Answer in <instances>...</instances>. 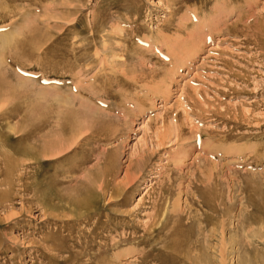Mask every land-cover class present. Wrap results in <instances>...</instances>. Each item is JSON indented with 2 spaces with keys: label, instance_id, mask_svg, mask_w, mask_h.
<instances>
[{
  "label": "rangeland",
  "instance_id": "rangeland-1",
  "mask_svg": "<svg viewBox=\"0 0 264 264\" xmlns=\"http://www.w3.org/2000/svg\"><path fill=\"white\" fill-rule=\"evenodd\" d=\"M263 12L0 0V264H264Z\"/></svg>",
  "mask_w": 264,
  "mask_h": 264
},
{
  "label": "bare ground",
  "instance_id": "bare-ground-1",
  "mask_svg": "<svg viewBox=\"0 0 264 264\" xmlns=\"http://www.w3.org/2000/svg\"><path fill=\"white\" fill-rule=\"evenodd\" d=\"M252 21V20H251ZM254 21H255V19H254ZM259 25H260V23H263V26H264V12L263 13H261L260 15H258V17H257V21H256ZM255 22V23H256ZM257 25V24H256ZM255 25V26H256ZM258 25V26H259ZM262 25V24H261ZM254 26V27H255ZM260 27V26H259ZM235 28V27H234ZM247 29H248V27H246ZM252 29V28H251ZM255 29V28H254ZM254 29H252V30H254ZM262 29V28H261ZM264 29V28H263ZM248 31V30H247ZM246 31V32H247ZM253 32V31H252ZM261 33V32H260ZM260 33H258L259 35H263V32L260 34ZM245 34V33H244ZM252 34V33H251ZM254 38H255V36H253ZM256 37H257V35H256ZM259 37H261V36H259ZM248 38H249V36H248ZM263 38V37H262ZM250 40H251V38H250ZM260 41V40H259ZM200 42V41H199ZM249 42V41H248ZM261 42V41H260ZM259 42V43H260ZM262 43V42H261ZM194 46V45H193ZM203 46V45H202ZM264 46V45H263ZM59 48V47H58ZM261 48H262V46H261ZM260 48V49H261ZM264 49V47L262 48V51H264L263 50ZM211 50V49H210ZM45 54V53H44ZM3 61V60H2ZM21 61H19V59H16V57L14 58V60H13V63L16 65V63H19L20 65H21V63H20ZM2 63V62H1ZM4 63V62H3ZM2 63V64H3ZM13 63H9V66L11 67V68H13V66H15V65H13ZM2 64H0V65H2ZM7 67V66H6ZM39 68V67H38ZM87 68V67H86ZM7 69H8V67H7ZM7 69H5L7 72H9V73H11V72H13L11 69H10V71H8ZM80 69V68H79ZM68 72V71H67ZM14 73V72H13ZM24 74V73H23ZM30 74V73H29ZM24 75H26V74H24ZM73 76V75H72ZM72 76H70V77H72ZM73 78V77H72ZM35 80V79H34ZM164 82V81H163ZM44 83V82H43ZM163 84V83H162ZM139 85V84H138ZM163 85H165V84H163ZM108 87V86H107ZM164 87V86H163ZM163 90V89H162ZM101 91H102V89H101ZM166 92V91H165ZM109 93V92H108ZM5 94V93H4ZM59 94V93H58ZM98 94V93H97ZM71 95V94H70ZM83 96V95H82ZM92 96V95H91ZM104 96V95H103ZM76 97V96H75ZM81 97V96H80ZM94 97V96H93ZM88 98V97H87ZM39 99V98H38ZM67 99V98H66ZM82 99V98H81ZM3 100V99H2ZM75 100V99H74ZM95 100V99H94ZM73 101V100H72ZM84 101V100H83ZM89 101V100H88ZM39 102H42V101H39ZM90 102V101H89ZM63 103V102H62ZM71 104V103H70ZM78 104V103H77ZM83 104H84V102H83ZM63 105V104H62ZM60 106V105H59ZM65 106H66V104H65ZM77 106V105H76ZM81 105H79V107H80ZM83 106H85V105H83ZM49 106H47V108H48ZM51 107V106H50ZM71 107V106H70ZM43 108V107H42ZM84 108V107H83ZM89 108V107H88ZM91 108V107H90ZM60 109V108H59ZM71 109H72V107H71ZM81 109H82V107H81ZM93 109V108H92ZM50 110V109H49ZM85 110H87L86 108H85ZM43 111V110H42ZM46 111V110H45ZM57 111V110H56ZM61 111V110H60ZM91 111V110H90ZM50 111H48V114H50L49 113ZM62 112V111H61ZM66 112V111H65ZM88 113L89 111H85V113ZM69 113V112H68ZM71 113H72V110H71ZM78 113V112H77ZM79 113H81L80 111H79ZM83 113H84V111H83ZM85 113L83 114V115H85ZM86 113V114H87ZM95 113V112H94ZM39 115H40V113H38ZM53 114V113H52ZM56 114H58V113H56ZM61 114V113H60ZM75 114V113H74ZM89 114V113H88ZM96 114H97V112H96ZM35 115V114H34ZM37 115V114H36ZM51 115V114H50ZM62 115H63V113H62ZM69 115V114H68ZM67 115V116H68ZM90 115H91V113H90ZM45 116H47V115H45ZM54 116V115H53ZM65 116V115H64ZM80 116V115H79ZM78 115H76V117H79ZM97 116V115H96ZM35 117V116H34ZM37 117V116H36ZM38 117H40L41 118V116H38ZM76 117H74V120H75V118ZM86 116H82V118H85ZM98 117V116H97ZM57 118V117H56ZM87 119H90L89 117H88V115H87ZM86 119V121H88ZM96 119H98V118H96ZM49 120H51V119H49ZM73 120V121H74ZM41 121H42V118H41ZM72 121V122H73ZM70 123V125H66V126H64V128H62L61 127V129L63 130V129H68L67 131H74V132H76L77 131V129L79 128V124H78V120H75L74 121V123ZM84 122V121H83ZM52 124V123H51ZM69 127H70V129H69ZM94 127V126H93ZM32 128V127H31ZM48 128V121L46 120L45 122L43 121V122H39L38 121V123L32 128V130H31V132H30V135H26L25 137L23 136L21 139H30V137L31 136H34L35 135V137H36V135H37V137H38V139H37V141H39V143H40V146H39V148H38V151L40 152V154L41 155H43L44 157L45 156H47V157H49V156H51V155H53L54 156V154H53V152H55V151H53V149H52V146H51V144L50 143H47V141L45 142V140L46 139H48V137H52L51 135L49 136L48 135V133L47 134H45V135H43V139L41 138V137H39L38 135L39 134H41L42 133V131H44V129L46 130ZM49 128H50V126H49ZM84 128V127H83ZM86 128H87V126H86ZM174 129V128H173ZM85 130V129H84ZM91 130V129H90ZM50 131H51V129H50ZM54 131H56V130H54ZM79 131V130H78ZM81 131V130H80ZM85 131H88L89 132V129H86ZM174 131H175V129H174ZM57 133V132H56ZM163 133V132H162ZM164 133H165V130H164ZM74 134V133H73ZM68 135V134H67ZM47 136V138H45ZM63 136H64V134H63ZM91 136V135H90ZM90 136H88V137H90ZM93 136V135H92ZM167 136H169V135H167ZM159 137V136H158ZM249 137V136H248ZM44 138H45V140H44ZM71 138H72V135H71ZM86 138V137H85ZM91 138V137H90ZM66 139H68V136H67V138H66V136H65V140ZM73 139V138H72ZM76 139V138H75ZM83 139V138H82ZM87 139V138H86ZM85 139V140H86ZM44 141L45 143H41V141ZM52 140V139H51ZM77 140V139H76ZM76 140H74V141H76ZM42 141V142H43ZM59 141V140H58ZM89 141V140H88ZM68 142V141H67ZM66 142V143H67ZM97 142V141H96ZM105 142V141H104ZM151 142V141H150ZM39 143H37V144H39ZM70 142H68V144H69ZM74 143V142H73ZM81 143V142H80ZM89 143H92V142H88V144ZM34 144V143H33ZM36 144V143H35ZM79 144V143H78ZM93 144V143H92ZM57 145L58 144H56V147H57ZM72 144H70L69 146H65L63 143L62 144H60L59 146H60V148H58V149H60V150H65L66 149V147H70ZM75 145H77V144H75ZM74 145V146H75ZM32 146V145H31ZM38 146V145H37ZM244 146V145H243ZM54 147V146H53ZM160 147V146H159ZM71 149V148H70ZM73 149H75V147L73 148ZM97 149V148H96ZM69 149H67L66 151H68ZM78 150V149H77ZM81 150H82V148H81ZM89 150V149H88ZM73 151V150H72ZM106 152V151H105ZM114 152V151H113ZM59 153V152H58ZM57 153V154H58ZM64 153H66V152H64ZM144 153V152H143ZM99 154V153H98ZM113 155H115L116 154V152L115 153H112ZM112 154H111V157H112ZM147 154V153H146ZM181 154V153H180ZM56 155V154H55ZM67 155V154H66ZM69 155V154H68ZM72 155V154H71ZM70 155V156H71ZM101 155V154H100ZM144 155V154H143ZM72 156H74V155H72ZM86 156H89V155H86ZM102 156V155H101ZM140 156V155H139ZM43 157V158H44ZM46 157V158H47ZM52 157V156H51ZM68 157V156H67ZM66 157V158H67ZM81 157V156H80ZM79 157V158H80ZM108 157V156H107ZM115 156H113L112 157V159L114 158ZM45 158V159H46ZM75 158V157H74ZM87 158V157H86ZM48 159V158H47ZM52 159V158H51ZM108 159H110L109 157H108ZM108 159H107V161H108ZM112 159H110L109 161L111 162V160ZM68 160V159H67ZM70 160V159H69ZM78 160V159H77ZM82 160H84V159H82ZM107 161H105V162H107ZM147 161H148V159H147ZM109 162V163H110ZM143 162V161H142ZM63 163V162H62ZM72 163V162H71ZM81 163V162H80ZM109 163H107V165L109 164ZM141 163V162H140ZM142 164V163H141ZM140 164V165H141ZM65 165V164H64ZM71 165V164H70ZM106 165V164H105ZM106 165V166H107ZM38 166H40V165H38ZM74 166V165H73ZM106 166H104V167H106ZM109 166V165H108ZM61 167V166H60ZM75 167H76V165H75ZM142 167H144V166H142ZM40 168V167H39ZM108 168V167H107ZM110 168V167H109ZM140 169V168H139ZM59 169H57V171H58ZM78 170V169H77ZM105 170H108V169H105ZM38 171H39V169H38ZM63 171V170H62ZM40 172V171H39ZM54 172V171H53ZM60 172V171H59ZM64 172H67V173H73V172H75V171H73L72 169H66V170H64ZM77 172V171H76ZM139 172V171H138ZM63 173V172H62ZM61 173V174H62ZM38 174V173H37ZM40 174V173H39ZM56 174V173H55ZM40 175H42V174H40ZM135 175V174H134ZM133 175V176H134ZM138 175V174H137ZM43 176V175H42ZM51 176V175H50ZM54 176V175H53ZM60 176H62V175H60ZM36 177V176H35ZM44 177V176H43ZM55 177V176H54ZM53 177V178H54ZM57 177V176H56ZM76 177V176H75ZM74 178V177H73ZM77 178V177H76ZM40 179H42V178H39V180ZM51 179V178H50ZM62 179V178H61ZM133 179V178H132ZM131 178H130V180L128 181V183H130V182H132L134 179H135V176H134V179L132 180ZM137 179V178H136ZM34 180H35V178H34ZM38 179H37V181H39ZM45 180V179H44ZM47 180V179H46ZM18 181V180H17ZM43 181V180H42ZM41 181V182H42ZM45 182V181H44ZM127 182V181H126ZM10 183V182H9ZM39 182H37V184H38ZM47 183H48V181H47ZM50 183H52V180H51V182ZM62 183V182H61ZM206 183V182H205ZM39 184H41V183H39ZM42 184H45V183H42ZM41 184V185H42ZM54 184V183H53ZM18 185H19V183H18ZM33 185H35V182H34V184ZM32 185V186H33ZM40 185V186H41ZM47 185V184H46ZM67 185V184H66ZM125 185V184H124ZM128 185V184H127ZM199 185V184H198ZM51 187H52V185H50ZM126 186V185H125ZM148 186V185H147ZM49 187V186H48ZM133 187V186H132ZM253 187V186H252ZM38 188V187H37ZM126 188V187H125ZM65 189V188H64ZM20 190V189H19ZM65 191V190H64ZM123 193V192H122ZM64 195V194H63ZM187 195V194H186ZM217 195V194H216ZM66 196V195H65ZM188 196V195H187ZM194 198V197H193ZM3 199V198H2ZM110 200V199H109ZM71 201V200H70ZM69 202V201H68ZM192 202V201H191ZM193 203V202H192ZM26 205V204H25ZM81 205V204H80ZM196 205V204H195ZM82 206H83V204H82ZM82 206H80L81 207V209H79V210H82L83 211V209L82 208H86V205L84 206V207H82ZM76 208V207H75ZM154 208H155V206H154ZM77 210V209H76ZM79 210H77V211H79ZM189 210V209H188ZM220 210V209H219ZM218 210V211H219ZM222 210V209H221ZM33 211V210H32ZM173 211V210H172ZM261 211V210H260ZM75 212V211H74ZM162 212V211H161ZM178 212H179V210H178ZM177 212V213H178ZM188 212V211H187ZM78 213V212H77ZM163 213V212H162ZM80 214V216H82L83 215V212H82V215H81V213H79ZM260 214H262V213H260ZM221 215V214H220ZM252 215V214H251ZM263 215V214H262ZM9 218V217H8ZM11 218H14V217H11ZM160 219V218H159ZM9 221H10V219H9ZM23 221V220H22ZM251 221V220H250ZM153 222V221H152ZM207 222V221H206ZM139 223V222H138ZM220 223V222H219ZM200 224V223H199ZM204 224V223H203ZM146 225H147V222H146ZM200 226V225H199ZM238 226V225H237ZM145 229V228H144ZM132 234V233H131ZM196 234V233H195ZM134 240V239H133ZM181 240V239H180ZM197 240V239H196ZM171 242H172V240H171ZM216 242V241H215ZM132 243V242H131ZM236 243V242H235ZM234 243V244H235ZM106 244V243H105ZM221 244V243H220ZM78 245V244H77ZM116 245V244H115ZM198 245V244H197ZM108 246V245H107ZM111 246V245H110ZM113 246V245H112ZM105 247V246H104ZM114 247V246H113ZM253 247V246H252ZM108 248V247H107ZM202 248V247H201ZM84 249V248H83ZM108 249H111V247H109ZM108 249L107 250H105L104 251V249H103V251L104 252H107L108 251ZM113 249V248H112ZM111 249V250H112ZM115 250V249H114ZM172 250H173V248H172ZM211 250V249H210ZM125 252V251H124ZM187 252V251H186ZM189 252V251H188ZM192 252H194V250L192 251ZM97 253V252H96ZM100 253H101V251H100ZM223 253V252H222ZM104 254H107V253H104ZM135 254V253H134ZM202 254H203V251H202ZM202 254H200V255H202ZM97 255V254H96ZM116 255V254H115ZM187 255V254H186ZM141 256V255H140ZM200 257V256H199ZM224 257V256H223ZM94 258V257H93ZM92 259V258H91ZM221 262V261H220ZM187 264V263H186ZM221 264V263H220ZM242 264V263H241ZM246 264V263H245Z\"/></svg>",
  "mask_w": 264,
  "mask_h": 264
}]
</instances>
